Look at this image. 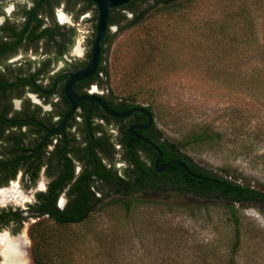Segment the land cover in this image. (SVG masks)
I'll use <instances>...</instances> for the list:
<instances>
[{"label":"trees","instance_id":"obj_1","mask_svg":"<svg viewBox=\"0 0 264 264\" xmlns=\"http://www.w3.org/2000/svg\"><path fill=\"white\" fill-rule=\"evenodd\" d=\"M3 1L0 0V16L5 15ZM62 1L59 0L58 4ZM74 1L75 4L81 3L82 7L77 13L76 19L78 20L83 13L91 12L93 13L91 20L95 22L94 28L96 29L98 19L96 6L89 0ZM150 1H153L154 4L146 7ZM196 1L198 0H134L124 7L112 10L103 46L106 64L100 71L105 72L106 80L109 82L108 62L118 33L132 28L143 29L145 38L136 39L134 43V49L136 48L135 64L123 77L124 91L127 89L129 91L125 95H118L119 97L116 95V98L122 99L131 106L148 108L155 115V131L152 138L163 151L160 165L171 160H181L192 173L209 180L192 178L178 165H171L162 174L157 173L153 166L157 153L145 143L127 137L129 141V151L126 155L128 167L123 177L118 176L116 171L99 172L100 170H98L96 173V167L86 170L78 176L65 170L53 179L50 190L36 193V201L29 204L27 210L13 207L0 208V230L13 227V233L18 234L24 228L25 222L30 218L35 220L29 229L32 264H75L78 259L77 255L79 252H84L82 248L89 243L87 239L81 238L76 228L93 225L94 216L100 213H105L115 222L114 226H110L112 228L104 230L107 232H102L103 236L99 235L101 234L100 230L97 231L95 237L93 236L97 244L110 251L108 254L103 253L107 264H138L135 253H125L121 250L117 253L112 250L114 252L112 253V240H125L124 245H127L131 239L128 238L129 231L137 232L140 228L149 231L161 229L162 232V227L146 215V199L154 193L160 194L162 197H166L169 193H178L182 196H193L200 202H209L203 204V209L198 208L200 206L197 209L202 210L199 211L200 213L206 214L213 229L218 230L216 223H222V228L215 231L213 237L200 240L199 243L194 240L188 243L183 242V246H180V243L179 245H166L167 250L152 255L149 264L153 262L183 264L181 262L184 259H182L180 250L187 252L184 248H192L193 244L200 248L193 249L191 260L185 264H243L241 263L243 247L263 236L260 228L253 227L251 230L249 226H246V218L240 214V209L247 203L264 208V191L234 182L206 169L182 150V148L189 147L212 146L219 141L220 134L215 133L209 125H204L186 133L181 141H172L165 138L157 126V119H163L167 112L157 101V91L148 86L149 82H153L154 79L147 81L149 78L147 77L148 63H152L160 56L156 50L161 47V44L154 33H158L161 40L165 42L179 37L181 29L178 32L174 29L170 30L169 27L162 28L159 25L158 31L152 32L151 23L157 18L183 19L191 8L193 9V3ZM229 3L230 0L226 2V5ZM258 4V8L261 9V2ZM31 12L32 8L22 14L16 11L13 15L14 21L7 19L5 25L0 27V32L3 31L2 36L0 35L1 61L5 62L8 56L17 54L21 48H25L24 50L27 51L31 44L39 45L41 40L45 39L49 32V30L42 29L45 17L39 12L36 14ZM129 14L132 15V18H129ZM241 22L247 27H244L243 29L246 30L241 32L243 39L240 43L237 35L229 37L227 29L222 26L218 27V32L208 31L206 33L210 41L225 42L228 47L232 45L236 47L232 50L229 48L230 51L227 55L236 57L227 60L228 71L222 79L223 84L235 87L236 83L239 89L246 94L254 92L259 96L264 95V41L259 40V35H262L264 39V27L261 30L256 28L252 20L245 17V14L242 15ZM254 22L257 23V20ZM114 26L119 28L118 32H112L111 28ZM193 34L199 35L200 30L193 29ZM202 37H204L203 34L200 39H203ZM161 49L165 50L164 47ZM145 79L146 82H144ZM26 84L27 80L18 75H12L10 78L1 75L0 105L11 103V99L16 96L21 97L24 92L18 93L17 90ZM256 94L254 95L257 96ZM141 95L144 96L142 97L143 102H147L146 106L139 102ZM0 112L3 113L2 121L5 122L7 112L4 110H0ZM142 133L148 134V131ZM9 147L10 145H1L0 151H6ZM145 150L151 156H144L141 153ZM7 151L10 158L0 159V164H3L0 165V188L8 187L10 182L17 178L16 170L10 174H5V170L11 166L16 167L19 164L27 163L28 160L22 159V155L33 153L34 150L29 145L17 141L12 149ZM16 161L18 162L16 163ZM39 168L35 169L34 174L25 173L23 175L22 180L26 190L36 186L40 179ZM62 193H65L67 197V204L63 209H60L56 206V201ZM159 206L161 207L158 208L160 214L162 212L165 215L172 213V210L167 208L168 206L165 210L161 205ZM215 208L225 212L217 221L213 213ZM25 212L28 214L24 215ZM227 230L231 232V235H228ZM252 233L253 237L251 238ZM164 234L168 235V231ZM138 241L142 240L138 239ZM83 255L85 256V254Z\"/></svg>","mask_w":264,"mask_h":264},{"label":"rangeland","instance_id":"obj_2","mask_svg":"<svg viewBox=\"0 0 264 264\" xmlns=\"http://www.w3.org/2000/svg\"><path fill=\"white\" fill-rule=\"evenodd\" d=\"M227 1L198 0L193 3V9L191 8L183 19L157 18L152 22V32L158 31L159 25L162 28L169 27L170 30L174 29L178 32L181 29V32L179 37L165 42L161 40L158 33H154L161 44V47L156 50L160 56L152 63H148L147 77L149 78L147 81L154 79L153 82H149L148 86L157 91V101L167 112L163 119H157V126L165 138L181 141L189 131L196 127L209 125L215 133L220 134L219 141L209 147L182 148L183 152L206 169L234 182L264 191V95L259 96L254 92L257 96L249 92L246 94L239 89L236 83L235 87L223 84L222 79L228 71L227 60L236 57L233 55L230 57L227 54L236 47L234 45L228 47L225 42L210 41L206 33L208 31L218 32V27L222 26L227 29L229 37L237 35L238 42H242L241 32L246 30L243 29L244 27H247L241 22L242 15L245 14L247 19L252 20L256 28L263 29L264 0H230L229 5H226ZM258 2H261V9L258 8ZM18 3L23 4L26 1H3L5 17H0V24L6 23V19L14 21V8ZM153 4L154 2L150 1L146 7ZM28 5L31 6V3ZM58 10L59 14L63 13L62 10ZM66 15L68 22L71 20L72 27L76 28L77 43L82 42L85 37L93 35L95 29V22L91 20L93 13L80 17L78 21H74L71 16ZM129 18H132L131 14H129ZM256 20L257 23L254 22ZM193 29H199L200 34L194 35ZM118 30L119 28L116 26L112 28L113 33ZM202 34L204 37L200 39ZM259 37V40L263 42V36L259 35ZM139 38H145V31L140 28L128 29L118 33L116 37L108 62L109 85L115 96L125 95L129 91V89L124 91L123 77L135 64L136 48L134 49V43ZM163 47L165 50L161 49ZM26 57L35 59L32 53H28L25 56L20 54L14 61L20 62ZM140 97L139 102L146 106L147 102L142 100L144 96ZM31 101L33 102L32 99ZM36 101L39 102L38 99ZM120 165L123 167L124 164H117V166ZM45 182L46 179L41 174L36 187L26 190L22 176L18 175L16 180L12 181L5 190L12 196L16 195L19 199H10L5 203H0V208L13 207L25 210L29 204L36 201V191H45ZM147 199L146 215L162 227V232L161 229L149 231L140 228L137 232L130 230L128 238L131 239L127 245H124L125 240L111 239L113 243L111 251L114 250L117 253L121 250L125 253H135L138 264H149L152 255L167 250L166 245H179L180 243V246H183V242L188 243L194 240L199 243L200 240L213 237L215 231L222 228V223H216L218 230L213 229L206 214L199 212L203 209V204L209 203L207 201L200 202L193 196H182L178 193H169L166 197L154 193ZM159 205L164 210L171 209L172 213L165 215L162 212L163 214H160L158 208L161 207ZM166 206L168 207L166 208ZM243 206L240 209V214L246 218V226H249L251 230L253 227L260 228L263 236L256 238L254 242H247V246L243 247L241 263L264 264V208L253 203ZM197 207L201 209L198 210ZM213 211L216 221L225 213L217 208ZM93 220V225L76 228L81 238L87 239L89 243L82 248L84 252H79L77 255L78 259L75 264H107L103 253L108 254L110 251L97 244L93 236L95 237L99 230L101 231L99 235L103 236L102 232L112 228L110 226H114L115 222L105 213L95 215ZM34 222L35 220L31 219L24 224V232L27 235H29L30 226ZM167 231L168 235L164 234ZM2 232L4 233V231ZM226 232L228 235L231 233L229 230ZM21 236L16 240L10 238L18 241L22 238ZM250 237H253V233ZM138 239L143 242H139ZM193 245L192 248H184L187 252L180 250L182 259H184L181 263H188V260L190 261L192 258L193 249L200 248ZM24 251L30 264L31 242ZM112 253L114 252L112 251ZM151 264H158V262Z\"/></svg>","mask_w":264,"mask_h":264},{"label":"flooded vegetation","instance_id":"obj_3","mask_svg":"<svg viewBox=\"0 0 264 264\" xmlns=\"http://www.w3.org/2000/svg\"><path fill=\"white\" fill-rule=\"evenodd\" d=\"M25 1L26 3L23 4H14L16 6L14 13L17 10L22 14L32 8L31 13L39 12L45 17L42 29L49 30V32L39 45L31 44L27 51L24 50L25 48H21L17 54L8 56L5 62L0 60V77L2 75L10 78L12 75H18L27 80V84L17 90L18 93L24 92L21 97L16 96L11 99V103L0 105V110L7 112L5 122L2 121L4 115L0 112V149L1 145H10L7 150H11L13 145L20 141L34 150L33 153L22 155V159L28 160L27 163L19 164L16 167L11 166L5 170V174L13 173L16 170L17 176L23 177L25 173L34 174L35 169L40 167V176L42 174L46 179L44 192L51 189L53 179L65 170L78 176L86 170L96 167V173L98 170H100L99 172L116 171L118 176L123 177L128 167L126 155L129 151L127 139L130 137L129 128L132 125L146 124L147 115L135 113L125 119L113 118L98 103L82 102L77 105L63 129L55 132L60 128L72 108L65 92L69 76L89 64L96 35V29H94L93 35L85 37L80 42L82 54H76L75 49L79 43L76 41V28L72 27L71 20L67 23L60 21L58 9L62 10V14L65 16H67L66 14L71 16L74 21H78L80 17L91 12L81 14L77 20L76 15L82 7L81 3L75 4L74 0H63L60 4H58L59 0ZM29 3L31 6L28 5ZM0 17H5V15ZM3 25L5 23L0 24V27ZM2 32H0L1 36ZM28 53H32L35 59L26 57L20 62L14 61L20 54L25 56ZM105 64L102 49L98 70L90 78L73 86L75 94L100 98L115 112H125L132 108L142 107L131 106L122 99L116 98L106 80L105 72L100 71L105 67ZM37 99L39 102L36 101ZM145 109L151 112L154 122L146 130L148 134L142 133L146 131L137 132L156 143L152 138L155 131V115L148 108ZM132 139L140 141L136 138ZM41 141H43L42 144ZM39 146L40 148L37 150ZM7 150L0 151V159L10 158ZM141 153L144 156H151L146 150ZM116 161L124 164L123 167L117 166L119 163ZM5 188H0V190ZM38 191L36 192L38 193ZM66 204L67 197L65 193H62L56 201V206L63 209ZM26 214L28 213L25 212L24 215ZM24 230L23 228L20 233L14 234L13 227H7L0 230V233L4 231L9 237L16 240L21 235L23 236ZM27 236L30 241L29 235ZM1 263L2 256L0 254ZM30 264H32V253Z\"/></svg>","mask_w":264,"mask_h":264},{"label":"water","instance_id":"obj_4","mask_svg":"<svg viewBox=\"0 0 264 264\" xmlns=\"http://www.w3.org/2000/svg\"><path fill=\"white\" fill-rule=\"evenodd\" d=\"M89 1H91L96 6V8L98 9L96 35H95L91 59H90L89 64L85 68H83V69H81V70H79V71H77V72H75L69 76V79H68L67 84H66L65 92H66L67 99L72 104V108H71L70 112L68 113V115L66 116V118L64 119L60 128L58 130H56L55 132H58V131L63 129L64 125L67 123V121L70 119L71 115L75 111L77 105L79 103H82V102H89L91 104H93L95 102L98 103L103 108V110L109 116H111L113 118L125 119L132 114L142 113V114H145L148 116L147 123L142 124V125H132L129 128L128 133H129V136L131 138H136V139L142 141L146 145L150 146L157 153V156H156L154 163H153L156 172L164 173L167 170V168H169L171 165H178L182 169H184V171H186V173L192 178L209 180L208 178H204L200 175H196V174L192 173L189 170V168L187 167V165L181 160H171V161H168L167 163H165L163 165H160L161 160L163 158L162 149L156 143H154L152 140H150L146 137H143L142 135H140L137 132V131L148 130L154 122V118H153L151 112H149L144 107L132 108V109L127 110L125 112H115L100 98L90 96V95L79 96V95L75 94V92L73 90V86L78 82H81V81H84V80L90 78L93 74H95V72L99 68L103 44H104L105 36L107 33L108 25H109V19H110L111 11L114 9H119L121 7H124L134 0H89ZM42 142L43 141H41V144H42ZM41 144H40V146H41ZM40 146L38 147L37 150H39Z\"/></svg>","mask_w":264,"mask_h":264},{"label":"bare ground","instance_id":"obj_5","mask_svg":"<svg viewBox=\"0 0 264 264\" xmlns=\"http://www.w3.org/2000/svg\"><path fill=\"white\" fill-rule=\"evenodd\" d=\"M59 19L62 23H67L68 18L59 14ZM76 54H82V49L80 43L75 49ZM18 198L16 195L12 196L8 191H0V203H5L10 199ZM19 199V198H18ZM30 245L29 238L27 233L24 232L20 240H12L7 233L0 234V254L2 256L1 264H29L28 257L24 251L25 247Z\"/></svg>","mask_w":264,"mask_h":264}]
</instances>
